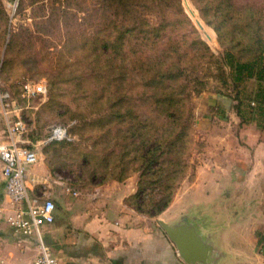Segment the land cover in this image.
I'll use <instances>...</instances> for the list:
<instances>
[{
  "label": "rangeland",
  "instance_id": "1",
  "mask_svg": "<svg viewBox=\"0 0 264 264\" xmlns=\"http://www.w3.org/2000/svg\"><path fill=\"white\" fill-rule=\"evenodd\" d=\"M228 52L264 72V0H0V93L13 94V116L24 118L25 139L54 171V190L136 176L133 207L156 225L160 198L226 124L264 126V80H237ZM26 81L45 92L23 98ZM177 112L180 122L167 124ZM5 123L0 107L8 137ZM56 125L71 138L46 142ZM153 155L158 162L146 165ZM33 238L27 250L36 258L41 240Z\"/></svg>",
  "mask_w": 264,
  "mask_h": 264
},
{
  "label": "crops",
  "instance_id": "2",
  "mask_svg": "<svg viewBox=\"0 0 264 264\" xmlns=\"http://www.w3.org/2000/svg\"><path fill=\"white\" fill-rule=\"evenodd\" d=\"M226 126L160 214L199 238L193 247L206 251L204 260L188 262L161 224L138 218L136 176L60 195L54 171L38 162L28 186L33 197L56 203L54 222L41 227L52 253L62 264H264V126ZM6 140L3 131L0 142ZM9 212L0 162V264H31L34 235L15 231Z\"/></svg>",
  "mask_w": 264,
  "mask_h": 264
},
{
  "label": "built area",
  "instance_id": "3",
  "mask_svg": "<svg viewBox=\"0 0 264 264\" xmlns=\"http://www.w3.org/2000/svg\"><path fill=\"white\" fill-rule=\"evenodd\" d=\"M45 92L41 83L26 81L22 84V97L33 99ZM0 107L5 115L7 140L0 142V162L5 179V197L9 200L8 224L18 232L37 235L41 240L40 252L31 264H62L43 242L41 227L55 220L56 203L51 198L33 197L28 186L29 170L40 160L37 149L25 139L27 124L21 115L13 116L19 108L9 90L0 93ZM71 138L65 125L53 126L46 142L66 141Z\"/></svg>",
  "mask_w": 264,
  "mask_h": 264
},
{
  "label": "trees",
  "instance_id": "4",
  "mask_svg": "<svg viewBox=\"0 0 264 264\" xmlns=\"http://www.w3.org/2000/svg\"><path fill=\"white\" fill-rule=\"evenodd\" d=\"M227 55H228V57L232 58V54H230L229 52H228ZM230 65H231V67L233 68L234 72L237 75L236 76L237 80H242L244 78H256L258 82L264 80V72H263V70L259 69L256 66V64H254V63H245V62H242L240 60H236V59L232 58L230 60ZM245 71H247V72L245 73ZM262 97H263V100H264V94H262ZM171 101L172 102L173 101L176 102V99H171ZM258 108L262 110V113L264 112V106L260 105ZM238 109L240 111V108H238ZM182 117H183V115L181 113H178V112H177V115L176 114H167L166 115L167 124H173L175 122H180ZM145 141H147V140H143V136H142L140 142H145ZM153 150H154V148H149V150H147L146 154H149ZM156 159L157 160L154 159V155H153V156L149 157L148 160H146L145 164L148 165V166L152 165V164H155V163L158 162V158H156ZM159 166H160V169H161L163 167L162 163ZM151 169H153L152 166H151ZM143 175H144V173H143ZM171 181H172L171 179L169 180V178L165 177L163 183H169ZM177 187H178V185L175 188H174V186H172L171 191H169L167 194H164V196H162L160 198V202H159L160 203V207L158 208L156 214H161L170 205ZM144 190L145 189L144 188L142 189V187H141V192L145 193ZM136 196L140 197L141 193H138Z\"/></svg>",
  "mask_w": 264,
  "mask_h": 264
},
{
  "label": "water",
  "instance_id": "5",
  "mask_svg": "<svg viewBox=\"0 0 264 264\" xmlns=\"http://www.w3.org/2000/svg\"><path fill=\"white\" fill-rule=\"evenodd\" d=\"M161 226L164 228V230L168 233L170 238L174 241V243L177 245V248L183 258H185L188 262H195L204 260L206 257V251L203 249L201 251H196L193 247L196 245L199 247V238L191 239V234L189 231V228L185 225H172L164 220H160ZM192 241V242H191ZM197 242V243H195ZM196 251V253H195Z\"/></svg>",
  "mask_w": 264,
  "mask_h": 264
}]
</instances>
